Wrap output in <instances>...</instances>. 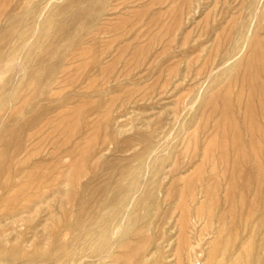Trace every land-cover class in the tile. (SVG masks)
<instances>
[{
	"label": "rangeland",
	"instance_id": "rangeland-1",
	"mask_svg": "<svg viewBox=\"0 0 264 264\" xmlns=\"http://www.w3.org/2000/svg\"><path fill=\"white\" fill-rule=\"evenodd\" d=\"M257 55L264 0H0V138L14 131L12 166L37 173L25 212L0 215V264H208L259 248L264 100L241 92Z\"/></svg>",
	"mask_w": 264,
	"mask_h": 264
},
{
	"label": "bare ground",
	"instance_id": "bare-ground-1",
	"mask_svg": "<svg viewBox=\"0 0 264 264\" xmlns=\"http://www.w3.org/2000/svg\"><path fill=\"white\" fill-rule=\"evenodd\" d=\"M255 41V40H254ZM259 42V41H258ZM252 43V42H251ZM258 45V44H257ZM260 45V44H259ZM257 48H258V46H257ZM263 49V48H262ZM262 52V51H261ZM261 52H260V54H261ZM250 57V56H249ZM248 57V58H249ZM247 59V58H246ZM243 64V63H242ZM247 64V63H246ZM44 65V64H43ZM213 69V68H212ZM67 72V71H66ZM213 75V74H212ZM237 78L238 77H236V80H237ZM243 80H242V86H241V92L242 91H244L246 88H248L249 89V92L248 93H251V94H254V92H259L261 95H262V97H263V100H264V57H263V55H257V57H256V61H253L252 63H251V61L248 63V65H247V70H246V74H245V76H244V78H242ZM60 80V79H59ZM233 82V81H232ZM236 82H238V81H236ZM235 83V82H234ZM231 84V83H230ZM233 85V84H232ZM238 86V83H235V87H237ZM229 87H230V85H229ZM232 87V86H231ZM230 87V88H231ZM166 89V88H165ZM231 90V89H230ZM232 90H233V87H232ZM238 90H240V89H238ZM89 91V90H88ZM246 91V90H245ZM233 92V91H232ZM238 92V91H237ZM245 94H246V92H244ZM224 94H225V92H224ZM228 94H229V96H231L230 95V93H229V90H228ZM233 94V93H232ZM237 94V93H236ZM245 94H243V95H245ZM248 95V94H247ZM250 95V94H249ZM248 95V96H249ZM240 96V99H242V98H245V97H243L241 94L239 95ZM242 96V97H241ZM247 96V97H248ZM253 96V95H252ZM221 98V97H220ZM236 98H237V96H236ZM239 98V97H238ZM225 100V99H224ZM237 100V99H236ZM239 100V99H238ZM262 100V99H261ZM240 101V100H239ZM241 102H243V100H241ZM239 103V102H237L236 101V103H239V104H241L242 105V103ZM227 103H228V101H227ZM27 104V103H26ZM238 104V105H239ZM25 106V105H24ZM224 106H226V105H224ZM240 107V106H239ZM21 108V107H20ZM246 111H248L247 113L248 114H250V113H252V111H253V98L250 96V97H248L247 98V104H246ZM218 109H219V107H218ZM224 109H225V107H224ZM240 109H241V107H240ZM20 111V110H19ZM229 111H230V109H229ZM60 113H62V112H65V111H59ZM58 112V114H60ZM260 113H261V117H262V123L261 122H259L260 123V125L261 126H264V106H262V107H260ZM58 114H56V118L57 117H59V116H61V115H59V116H57ZM228 114V113H227ZM211 115V114H210ZM252 115V114H251ZM10 116V115H9ZM178 116V115H177ZM245 116V115H244ZM252 117V116H251ZM234 118V117H233ZM245 118V117H244ZM246 119V118H245ZM56 119L54 118V121H55ZM251 120V119H250ZM60 121V120H59ZM236 121L237 120H230V123H231V125H233V127L235 128V129H237V133H238V136L239 137H236V136H234V134H233V141H234V139H236V140H240V135H241V132H240V130H239V128H237L238 127V125H237V123H236ZM253 121V120H252ZM251 121V122H252ZM35 122V121H34ZM33 122V123H34ZM238 122V121H237ZM246 122V121H245ZM243 124V123H242ZM252 124H253V122H252ZM253 126H255V127H253L252 129H249L248 128V131L250 132V134H251V139H252V141L255 139L254 138V136H255V130H256V128H260V126L259 125H254L253 124ZM51 127H52V125H51ZM230 128V127H229ZM232 128V127H231ZM255 128V129H254ZM4 132H9L8 134V136H2L1 138H0V144H2V146H3V150L0 152V194L1 193H4V194H7V195H3V196H1L0 197V215H5L6 217H11L12 215H15V213L16 214H20L23 210V212H25V210H26V207H25V205H23V204H27V202H30V201H32L33 199H35L36 198V196H34V197H32V196H25V191H26V188L28 187V185H29V183H27V182H29L31 179H33V178H35V177H37V173H35V171H34V169L31 171V172H25V170L23 171V169L22 168H20V169H18L19 167H16V168H14V166H12V163L17 159V157L19 156V154H20V150L19 149H14L13 150V152L11 151V147L13 146V141H14V131H10V130H6L5 129V131ZM224 132V131H223ZM235 132V131H234ZM227 134V133H226ZM226 136H228V135H226ZM257 136V135H256ZM225 138V137H224ZM223 138V139H224ZM260 139H261V141L263 142V144H264V135H263V133H262V130L260 129ZM221 140V139H220ZM228 140V139H227ZM231 140V139H230ZM223 141V140H222ZM221 141V142H222ZM256 141V140H255ZM69 142V141H68ZM257 142V141H256ZM16 143V142H15ZM66 143V142H65ZM64 143V144H65ZM259 143H261V142H259ZM67 144V143H66ZM69 144V143H68ZM235 144V143H234ZM20 145V144H19ZM34 145V144H33ZM224 145V144H223ZM238 146H239V143L237 144ZM262 145V144H261ZM255 146V145H254ZM260 147V146H259ZM60 149H62V148H60ZM59 149V150H60ZM226 149H227V147H226ZM259 150V149H258ZM68 151V150H67ZM228 151V150H227ZM226 151V152H227ZM230 151V150H229ZM259 151H261V150H259ZM80 152V151H79ZM225 152V153H226ZM228 153V152H227ZM231 153V152H230ZM233 153V152H232ZM229 154V153H228ZM255 154V153H254ZM81 155V154H80ZM84 155V154H83ZM220 155V154H219ZM230 156V155H229ZM54 157V156H53ZM57 159V158H56ZM243 159V158H242ZM255 160V159H254ZM257 160V159H256ZM75 161H77V159H75ZM246 161V160H245ZM259 161V160H258ZM7 162H9L8 163V165L6 166V163ZM250 163V162H249ZM83 164V163H82ZM74 165V164H73ZM84 165V164H83ZM234 165H237V164H234ZM46 167V166H45ZM58 167V166H57ZM56 167V169H58ZM60 167V166H59ZM250 167V166H249ZM79 168V167H78ZM85 169V168H84ZM86 172V171H85ZM84 172V173H85ZM69 173V172H68ZM71 173H72V171H71ZM83 173V174H84ZM260 173V172H259ZM73 174V173H72ZM87 174V173H86ZM18 175H23V177H24V179H26V182H24V183H22L20 186H18L17 188H18V190H16V191H14L13 189H14V182H16V181H14V179H15V176H18ZM42 175V174H41ZM77 175V174H76ZM75 175V176H76ZM67 176H69V174H67ZM21 177V176H20ZM52 177H55V176H52ZM57 177H59V176H57ZM258 177V176H257ZM260 177V176H259ZM69 178V177H68ZM79 179V178H78ZM40 180V179H39ZM54 180V179H53ZM56 180V179H55ZM59 180V179H58ZM77 180V179H76ZM52 181V180H51ZM74 181V180H73ZM31 182V181H30ZM53 182V181H52ZM47 183V182H46ZM57 182H55L54 184H56ZM50 184V183H49ZM248 184V183H247ZM38 186H40V183H38L37 184ZM237 185H238V183H237ZM248 185H250V184H248ZM35 186V185H34ZM16 187V186H15ZM42 187V186H41ZM66 187H68V186H66ZM235 187V186H234ZM43 188V187H42ZM55 188V187H54ZM53 188V189H54ZM230 188V187H229ZM246 188V187H245ZM249 188V187H248ZM250 188H251V186H250ZM250 188H249V190H250ZM44 189V188H43ZM257 190V189H256ZM13 191V192H12ZM69 191V190H68ZM98 191V190H97ZM238 191V190H237ZM47 193V192H46ZM209 193H210V191H209ZM35 194V193H34ZM74 195V194H73ZM235 195V194H234ZM42 197H45L44 196V194L43 193H39L38 194V196H37V198H42ZM91 197V196H90ZM62 198V197H61ZM65 198V197H64ZM71 199V198H70ZM19 200H22V202L21 203H18V201ZM70 201V200H69ZM93 201V200H92ZM55 203V202H54ZM56 204H57V202H56ZM237 204V203H236ZM259 204V203H258ZM234 206V205H233ZM240 206V205H239ZM20 210H22L21 212L20 211H18V212H16L18 209ZM22 214V213H21ZM16 216V215H15ZM254 216V215H253ZM5 218V217H4ZM247 219V218H246ZM1 220V219H0ZM59 220V219H58ZM249 220H251V218L249 219ZM233 223V222H232ZM248 223V222H247ZM232 226V225H231ZM233 226H235V224L233 225ZM54 228V227H53ZM233 228H235V227H233ZM256 228V227H255ZM230 229V228H229ZM228 229V230H229ZM144 230V229H143ZM232 230H234V229H232ZM253 230V229H252ZM227 231V230H226ZM225 231V233H227ZM255 231V230H254ZM229 232V231H228ZM236 233V232H235ZM234 233V234H235ZM141 234V233H140ZM220 234V233H219ZM218 234V235H219ZM228 234V233H227ZM231 234H232V232H231ZM230 234V232H229V235H231ZM232 235V237H234L235 235ZM237 234V233H236ZM254 234V233H253ZM220 236V235H219ZM252 236V235H251ZM250 236V237H251ZM249 237V236H248ZM249 237V238H250ZM165 238V237H164ZM163 239V238H162ZM251 239V238H250ZM264 240V239H263ZM149 241H151V240H149ZM200 242V241H199ZM250 242H251V240H250ZM264 242V241H263ZM252 243H253V241H252ZM148 244V243H147ZM247 244H249V243H247ZM227 245V244H226ZM229 245V244H228ZM249 245H251V244H249ZM216 246H218V245H216ZM243 246V245H242ZM232 247V246H231ZM244 247H246V246H244ZM243 247V248H244ZM247 247H248V245H247ZM235 248V247H234ZM233 248V249H234ZM243 248H242V250H243ZM214 249V248H213ZM227 249H229V248H227ZM247 249V248H246ZM251 249V250H250ZM250 249H247V250H243V253H238L237 254V257L235 256L234 258H233V255H232V257H230V258H224V259H222V260H220L219 259V261L217 260V261H214V262H210V263H208L207 261H206V263H208V264H264V257H261L260 255H255L253 252L256 250V251H258V252H264V243L259 247V248H253V247H251ZM126 250V249H125ZM160 250V249H159ZM164 250V249H163ZM235 250V249H234ZM155 251V250H154ZM215 252H216V247H215ZM214 252V253H215ZM225 252V251H224ZM139 253H141V252H139ZM138 253V254H139ZM219 253V252H218ZM137 254V255H138ZM154 254V253H153ZM211 254V256H212V253H210ZM225 253H223V255H224ZM127 255V254H126ZM137 255H136V257H137ZM217 255V254H216ZM227 255H228V253H227ZM139 256V255H138ZM188 256V255H187ZM188 257H190V256H188ZM188 257H185V258H188ZM200 257V256H199ZM224 257V256H223ZM222 257V258H223ZM191 258V257H190ZM196 259V263L198 262V260H197V257L195 258ZM134 260V259H133ZM146 260V259H145ZM157 260V259H156ZM183 260V259H182ZM189 260V259H188ZM158 261V260H157ZM186 261H187V259H186ZM183 262V261H182ZM181 262V263H182ZM188 262V261H187ZM190 262H192V261H190ZM194 262H195V260H194ZM193 263V262H192ZM125 264V263H124ZM145 264V263H144ZM147 264V263H146ZM160 264V263H159ZM163 264V263H162ZM198 264V263H197Z\"/></svg>",
	"mask_w": 264,
	"mask_h": 264
}]
</instances>
